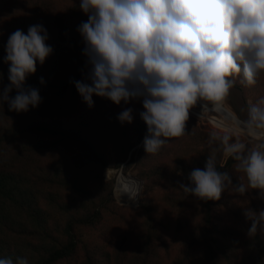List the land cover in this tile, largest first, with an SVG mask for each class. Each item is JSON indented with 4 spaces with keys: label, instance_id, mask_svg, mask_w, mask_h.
<instances>
[{
    "label": "trees",
    "instance_id": "16d2710c",
    "mask_svg": "<svg viewBox=\"0 0 264 264\" xmlns=\"http://www.w3.org/2000/svg\"><path fill=\"white\" fill-rule=\"evenodd\" d=\"M12 4L31 7V3H25V0H15ZM6 14L5 19L0 18V71L2 69L3 73L9 70V65L4 63L5 46L9 35L17 30L9 20L17 14L12 10ZM29 26L30 23L20 29L27 34ZM46 42L53 52L42 65L37 62L36 72L27 78L25 85L39 90L41 103L19 113L9 111L6 104L0 112L5 115L3 123L0 121V145L4 150V157L0 156V251L7 246L5 237L10 231L16 234L12 238L19 239L24 248H32L29 264H55L70 254L86 229L92 231L89 243L96 242L105 248L110 241L103 240L96 232L107 218L111 223H124L125 231L118 239L124 249L130 246L127 238L146 237L137 254L129 255V260L123 258L121 264H161L159 244L166 250L165 256H169L170 251L166 246L168 236L159 221V213H156L159 206L153 207L151 204L154 203L148 200L142 201L137 209L118 204L112 192L113 181L105 182L102 175L107 167L121 165L123 170L117 172L115 195L123 203L135 205L138 202L142 181L136 176L140 187L135 188L137 180L130 178L131 173H125L126 165L122 163L144 138L147 125L140 117L141 112L134 109L135 105L133 107V104L142 102L126 104L125 109H134L132 123L118 120L123 111L119 104L114 112L105 109L102 120L92 116L90 127L79 125V116H82L79 110L84 101L73 81H82L87 75V57L83 54L85 44L73 33L58 39L52 37ZM8 75L9 71L4 78L0 75L3 82L0 94L10 83ZM41 78L44 83L40 82ZM235 85L242 89L246 99L249 86L239 85L236 80ZM10 95L15 96L16 90L13 89ZM55 98L63 103L72 99L66 117L43 113V109L48 111L52 107ZM97 112L92 107L89 114ZM219 113L227 115L223 108ZM205 118L212 124L219 122L239 138L245 135L214 111L208 112ZM205 134L209 139L210 134ZM200 138H204L203 133ZM178 139L180 137L170 138L156 154H147L141 147L138 166L141 177L146 179V188L151 180L171 167L181 171L188 183V174L195 168L203 169L210 155H215L218 170L227 171L234 184L243 179L244 174L235 170V161L231 158L222 164V151L212 153L208 145L191 153H181L175 146ZM246 140L256 146L264 142V136L249 135ZM48 160L50 167L44 163ZM155 162L160 164L159 168H153ZM172 200L176 201L173 206L177 209L170 214L177 215V227L185 229V237L171 264H264V234L249 237L247 231L251 222L243 214L249 207L255 210L264 208L259 190H249L244 195L225 191L218 201H203L189 194L184 198L174 196ZM57 206L59 208L55 210ZM53 217L64 218V226L60 228L51 224ZM46 229L53 235L52 239L45 234ZM39 233L44 235V250L38 242L41 239ZM96 252L94 250V254Z\"/></svg>",
    "mask_w": 264,
    "mask_h": 264
},
{
    "label": "clouds",
    "instance_id": "9594fccd",
    "mask_svg": "<svg viewBox=\"0 0 264 264\" xmlns=\"http://www.w3.org/2000/svg\"><path fill=\"white\" fill-rule=\"evenodd\" d=\"M79 9L88 17L77 28L88 71L84 80L73 81L76 90L89 108L94 95L116 105L142 102L147 154L158 153L170 138L187 135L190 111L200 101L208 102L202 108L211 104L219 111L236 78L242 75L241 82L252 86L264 72V0H80ZM47 40L41 24L29 26L27 34L17 29L9 35L4 63L10 83L0 94L9 111L27 112L41 103L39 90L25 85L37 62L42 65L53 52ZM13 89L15 96L10 95ZM261 105L264 98L243 109L247 119L237 123L253 131L264 129ZM132 112L123 110L118 120L132 123ZM208 144L212 153L222 151L235 161L243 179L234 184L210 155L203 169L188 174L180 190L203 201H218L225 191L244 195L249 190H259L264 199V142L249 148L231 131H213ZM243 214L251 222L249 237L264 234V208L249 207ZM0 264L29 261L4 257Z\"/></svg>",
    "mask_w": 264,
    "mask_h": 264
},
{
    "label": "rangeland",
    "instance_id": "374dc122",
    "mask_svg": "<svg viewBox=\"0 0 264 264\" xmlns=\"http://www.w3.org/2000/svg\"><path fill=\"white\" fill-rule=\"evenodd\" d=\"M22 1V0H18ZM2 2V3H1ZM15 2V0H0V18L5 19L6 18V11H13V13L17 14L11 16L9 19L11 25H15L17 29H20L21 27L25 28L27 24L36 25L41 24L44 26V28L47 30L48 33V41H51L52 37L55 39L60 38V36L68 37V34L73 33L82 39L81 35L77 31L78 26L81 24V22L87 21L88 17L85 15L80 9H79V3L80 0H25V3H31L30 9H28L27 6L24 8L20 6H15L12 3ZM7 5V7H6ZM66 25V27H65ZM9 69V68H8ZM8 71L4 70V73L1 69L0 75L3 76ZM243 77L242 75L238 78H236V81L239 83V85L247 86L246 83H242ZM90 82V81H89ZM3 84L2 80L0 79V86ZM244 95V93H243ZM246 100L249 105L257 103L259 100L264 98V72H261L259 76L257 77V82L255 85L249 86V90L247 94H245ZM230 99V98H229ZM94 100V110H98L97 114H93L90 116V108L88 105L84 102L82 109L79 111L82 113V116H79L80 118V124L83 127H90L91 125V118L92 116L97 117V119H103L104 117V110L105 109H112L113 111L117 105H115L112 101L101 98L98 96H93ZM230 101V100H229ZM53 105L51 108H49L48 111H46L47 108L43 109V113L46 115H52V116H59L61 118H64L67 116V113H69V106L72 104V99L69 98L67 102L63 103V100H60L59 98L52 99ZM136 103V102H132ZM208 102L200 101L197 106H195L190 111V118L187 122V130L189 133L185 136L180 137L178 139V142L175 143L176 148L179 149L181 153H186L195 150H200V148L204 146H208V137L205 133H211L213 131H218L221 134L228 132L224 127L220 125L219 122L210 123L208 119L205 118V116L208 114V112H213L212 105L208 104V108L204 109L201 107L203 104H207ZM6 102L2 103L0 102V112L1 110L6 106ZM122 107L120 109L125 110L126 104L122 101L120 103ZM136 106L134 109L137 111H144L142 103L141 104H133ZM98 106V108H96ZM264 107V105H261ZM60 107V108H59ZM92 108V107H91ZM119 108V107H117ZM226 111V116H223L219 113V111L216 112L219 116H221L223 119H225L228 123L232 124L234 127L242 130L245 132L244 136H241L239 138L242 142H244L249 148L255 147V144L251 141H247L246 138L249 135H258V136H264L261 135L262 132L260 131H250L243 128L242 124H238V120H243L237 113L234 112V110L224 102L223 107ZM41 109V110H42ZM133 109V110H134ZM114 112V111H113ZM5 119L4 114H0V121L3 123ZM37 127H40V125H37ZM147 127L144 132V136L147 134L146 132ZM203 133L204 138H200L201 134ZM237 135L235 136L233 133V138L235 139ZM198 138V141L196 140ZM200 138V139H199ZM143 141V139H142ZM142 141L138 143L135 147L132 148L131 154L128 156V159L122 163L126 165L125 173H131L130 178L136 179L135 188L140 187L138 183L139 179L142 181V189L140 194V199L138 200L137 204L135 205H125L121 204V202L116 198L115 196V185H116V178L118 176L117 169H120L122 166H109L107 167L104 172L102 173L104 177V181H113L112 185V192L116 198V202L121 205H125L134 209L140 208V204L142 201H152L154 204L153 207L159 206L157 208L156 213L158 214L159 221H162L163 228L166 232V235L168 237L166 242V246L168 248V251H170L169 256H165V249L162 248L161 243L159 244V254L158 259H160L161 264H171L173 260L174 254H176L179 249L181 248L183 238L185 237L184 234V228L183 227H177L178 220L177 215L170 214L171 211L173 212L177 207L173 204H175V200H172V198L177 196L184 198L187 194H185L182 190L179 189V185L181 183L187 184L185 182V178L183 177V173L181 171H175L173 167L166 168L163 173L159 174L154 180H151V183L146 188V179L141 177L140 169L138 166V153L141 150L142 147ZM112 143V142H111ZM4 150L2 149V144L0 145V156L4 157L3 154ZM12 154V153H11ZM9 152V155H11ZM229 157H225L222 153V164L224 165L226 160ZM129 161V162H128ZM50 160L47 162H44L46 164V167H50L49 164ZM128 162V163H127ZM153 168H159L160 164H157L156 162L153 164ZM139 178H137V177ZM151 189V193H150ZM147 193V194H146ZM176 207V208H175ZM59 207L57 206L55 210H57ZM171 215V216H169ZM190 215H193L191 213ZM170 217V218H168ZM190 221H193L192 218L189 219ZM197 221V219L195 220ZM194 221V222H195ZM65 219L64 218H56L53 217L51 220V224H57L61 227L64 226ZM177 223V224H176ZM29 226L36 227L35 224H29ZM101 228H98V231L96 233L101 234L102 239L105 241H110L105 248H101L100 244L99 246L96 244V242H93L92 244L89 243V240L91 239V230H84L82 233V236L80 240H77V245H74V248H72L69 255H66L65 257H62V259L58 260L55 264H121L122 259L129 260V255L132 257L135 256V253L137 254L138 247L141 245L146 237L144 236H138L133 239H126L127 242L130 243L129 247H126L125 249L121 246L119 242V238L122 236V234L125 231V225L122 222H112L109 221L107 218H105V223L103 225H100ZM179 228L180 230H177ZM51 236V239L53 235L46 229ZM6 234L7 237H5L7 246L0 251V258L4 257H12L15 259V257H26L29 260V256L31 257V249L29 250L24 245L21 244L19 239L12 238L14 234H12L10 231H8ZM40 234V233H39ZM16 235V234H15ZM41 239L38 241L41 243L42 249L44 250V246L42 245L44 243V235L40 234L39 236ZM169 238V239H168ZM46 244V242H45ZM95 244L94 247H92ZM72 246V245H70ZM92 247V248H91ZM91 248V249H90ZM94 250H96V254H94ZM176 252V253H175ZM110 256L108 257V254ZM68 254V253H67Z\"/></svg>",
    "mask_w": 264,
    "mask_h": 264
},
{
    "label": "water",
    "instance_id": "95a60500",
    "mask_svg": "<svg viewBox=\"0 0 264 264\" xmlns=\"http://www.w3.org/2000/svg\"><path fill=\"white\" fill-rule=\"evenodd\" d=\"M228 99L237 109V111L242 114L243 117H247L246 111H244L243 109H245L249 105L247 104L240 88L234 85V88L230 91Z\"/></svg>",
    "mask_w": 264,
    "mask_h": 264
},
{
    "label": "bare ground",
    "instance_id": "6f19581e",
    "mask_svg": "<svg viewBox=\"0 0 264 264\" xmlns=\"http://www.w3.org/2000/svg\"><path fill=\"white\" fill-rule=\"evenodd\" d=\"M206 102V101H205ZM226 103L234 110L235 113H237L243 120L247 119V117H243L242 114L240 112L237 111V109L232 105V103L229 101V99L227 98L226 99ZM256 131H260L262 133H264V129H256ZM147 132V130H146ZM122 171V167L120 169H117L116 171ZM115 194V193H114ZM116 196V195H115ZM117 198V197H116ZM123 202H121L122 204ZM125 205H130V204H127V203H123ZM137 204V203H136Z\"/></svg>",
    "mask_w": 264,
    "mask_h": 264
}]
</instances>
